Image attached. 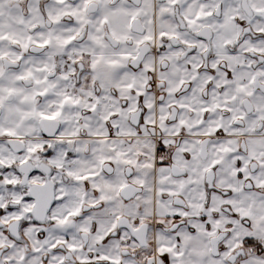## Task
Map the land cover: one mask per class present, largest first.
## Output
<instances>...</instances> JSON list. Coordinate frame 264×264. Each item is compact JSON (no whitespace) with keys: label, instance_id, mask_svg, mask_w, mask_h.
<instances>
[{"label":"snow or ice","instance_id":"6c2138e0","mask_svg":"<svg viewBox=\"0 0 264 264\" xmlns=\"http://www.w3.org/2000/svg\"><path fill=\"white\" fill-rule=\"evenodd\" d=\"M0 264H264V0H0Z\"/></svg>","mask_w":264,"mask_h":264}]
</instances>
